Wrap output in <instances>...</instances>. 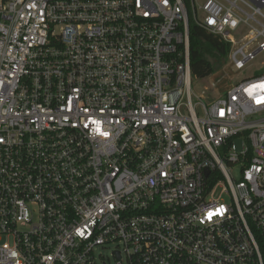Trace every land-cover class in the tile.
Listing matches in <instances>:
<instances>
[{"label": "built area", "instance_id": "2783aa9c", "mask_svg": "<svg viewBox=\"0 0 264 264\" xmlns=\"http://www.w3.org/2000/svg\"><path fill=\"white\" fill-rule=\"evenodd\" d=\"M191 20L264 67V0H0V264H264V72L194 103Z\"/></svg>", "mask_w": 264, "mask_h": 264}, {"label": "trees", "instance_id": "16d2710c", "mask_svg": "<svg viewBox=\"0 0 264 264\" xmlns=\"http://www.w3.org/2000/svg\"><path fill=\"white\" fill-rule=\"evenodd\" d=\"M229 51L228 42L190 21V64L193 76L204 78L211 75L226 63Z\"/></svg>", "mask_w": 264, "mask_h": 264}, {"label": "rangeland", "instance_id": "374dc122", "mask_svg": "<svg viewBox=\"0 0 264 264\" xmlns=\"http://www.w3.org/2000/svg\"><path fill=\"white\" fill-rule=\"evenodd\" d=\"M263 72L264 67L258 65L235 71L230 64L227 63L207 77H193V101L196 103L198 101L197 96L199 95L209 96L211 98L216 97L226 91L231 83L239 82L245 78H251ZM212 83H214L215 86H213ZM206 88H208V90H206ZM100 250L101 254L105 257L99 258L98 264H103V262L105 264H117V261L111 256V251L109 249Z\"/></svg>", "mask_w": 264, "mask_h": 264}]
</instances>
